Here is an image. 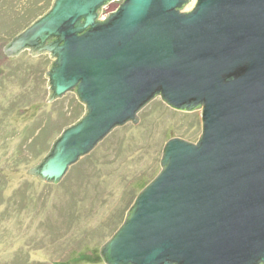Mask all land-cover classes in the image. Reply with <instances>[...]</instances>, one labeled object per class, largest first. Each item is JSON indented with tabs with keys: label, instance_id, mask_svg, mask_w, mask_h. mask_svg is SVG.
<instances>
[{
	"label": "water",
	"instance_id": "water-1",
	"mask_svg": "<svg viewBox=\"0 0 264 264\" xmlns=\"http://www.w3.org/2000/svg\"><path fill=\"white\" fill-rule=\"evenodd\" d=\"M53 0L6 50L48 53V98L82 117L31 168L59 181L156 95L201 108L197 142L171 137L160 171L100 248L106 264H264V0Z\"/></svg>",
	"mask_w": 264,
	"mask_h": 264
},
{
	"label": "rangeland",
	"instance_id": "rangeland-1",
	"mask_svg": "<svg viewBox=\"0 0 264 264\" xmlns=\"http://www.w3.org/2000/svg\"><path fill=\"white\" fill-rule=\"evenodd\" d=\"M52 1L0 0V171L4 169L0 173V264H106L100 248L116 231L115 222L124 212L126 201H134L160 171L162 149L169 138L197 142L202 132V110L176 109L156 95L138 112L136 123L129 121L113 128L59 181L32 174L31 168L49 150L32 159L25 145L31 133L45 127L51 146L64 120L82 105L85 111L73 90L48 98L47 58H52L48 53L34 54L25 49L13 54L6 50L9 41L41 16ZM122 1L102 6L101 17L117 9ZM195 2L191 0L182 10L192 9ZM10 65L31 68L25 78L22 74L12 76L14 67ZM134 125L140 126L141 134ZM122 136L127 137L128 149L119 157L104 154L111 152L112 141ZM91 153L108 157L104 159L109 163L103 170L104 183L79 181L76 188V172ZM119 162H124L121 168ZM158 167L136 195L126 192L128 178L135 176L144 183L138 176L144 174L147 179Z\"/></svg>",
	"mask_w": 264,
	"mask_h": 264
},
{
	"label": "trees",
	"instance_id": "trees-1",
	"mask_svg": "<svg viewBox=\"0 0 264 264\" xmlns=\"http://www.w3.org/2000/svg\"><path fill=\"white\" fill-rule=\"evenodd\" d=\"M47 61L49 62V64H51L52 59L47 58ZM13 67H14V65L9 66V68H13ZM30 68H31V66H30ZM29 69L23 70L22 68L14 67L13 68L14 71L12 70L13 71L12 76H14V75L20 76L22 74L23 77L26 78L27 72H29ZM79 105H82V104H79ZM82 107H83V105L81 106V109H79V110L75 109L74 112L71 113V116L67 117L64 120V123H65L64 126H68L70 124H73L74 122H76L77 120H79L82 117V115L84 114V111H83L84 107H83V109H82ZM64 126L62 127L60 132H62V130L65 128ZM133 127L137 129L139 134H141L142 131L139 129L140 128L139 125H134ZM124 128H126V126ZM29 138H30L29 142L25 143V145L27 146L32 159L41 156V154H43L44 151L50 150L52 148V145L50 146V144H49L50 140L46 134L45 127H42L40 129V131L37 132L36 134H34V132H33V134L31 133V136ZM126 141H127V137H125V136H122L119 139L112 141V144H114V146H113V148H111L112 149L111 152L104 153V154H108L109 155L108 157H110V156H112V157L121 156L123 154V152H125L128 149L129 144H126ZM107 149H108V147H106V150ZM124 156H125V154H124ZM124 156H123L122 160H124ZM108 157H104L102 155L97 156L93 153L86 155L85 162L82 165H80L79 169L76 172V176H77V179L75 178L77 180L76 188H77V183L79 181L80 182H96L98 184H103L104 183V180L102 179L103 170L109 167V163L105 162L104 159L108 158ZM123 164H124V162H122V163L119 162L120 168H121V165H123ZM3 170L4 169H1V171H0L1 174L3 173L2 172ZM158 170H159V167L147 179L145 178L144 174L138 176V177L142 178L143 180H145L144 183H141L140 179L136 178L135 176L128 178V181L125 182L126 189H127L126 192H132L131 194L133 196L136 195L137 191L145 183L149 182ZM73 181L74 180L71 179V177H70L69 183H71V188H73V183H72ZM139 183H141V184H139ZM0 189H2L1 186H0ZM131 194H130V196H131ZM1 196H2V194H0V197ZM132 200H134V199H132ZM132 203H133V201H131L129 203H128V201H126L124 212L119 217V219L116 220V222H115L116 227L114 228V230H116V228H118V226L123 222L125 217L128 215Z\"/></svg>",
	"mask_w": 264,
	"mask_h": 264
}]
</instances>
